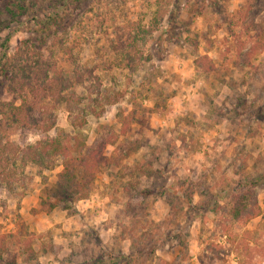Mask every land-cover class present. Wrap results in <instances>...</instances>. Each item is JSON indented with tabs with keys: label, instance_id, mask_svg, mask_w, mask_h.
Instances as JSON below:
<instances>
[{
	"label": "rangeland",
	"instance_id": "obj_1",
	"mask_svg": "<svg viewBox=\"0 0 264 264\" xmlns=\"http://www.w3.org/2000/svg\"><path fill=\"white\" fill-rule=\"evenodd\" d=\"M255 41L264 44V0H0L3 58L26 44L30 62L91 71L108 94H124L82 130L88 147L111 138L88 198L62 202L60 160L27 165L21 195L0 182V264H264V49L248 57ZM129 50L151 59L133 57L131 72L118 65ZM199 55L213 71L195 70ZM8 86L0 75V120L20 103ZM124 114L134 120L121 134ZM55 115L49 136L72 131L63 106ZM42 138L0 123L3 142ZM246 188L261 211L235 224L229 211Z\"/></svg>",
	"mask_w": 264,
	"mask_h": 264
},
{
	"label": "trees",
	"instance_id": "obj_2",
	"mask_svg": "<svg viewBox=\"0 0 264 264\" xmlns=\"http://www.w3.org/2000/svg\"><path fill=\"white\" fill-rule=\"evenodd\" d=\"M21 9V2L15 4ZM35 16L37 27L45 29V21L33 7L30 8ZM11 16L16 12L6 9ZM58 14H55L57 16ZM49 19H53L49 17ZM148 32V31H147ZM192 44V43H191ZM196 48V44H192ZM3 43L0 57L3 59L0 65V75L7 78L8 90L16 93L20 98L18 105L8 104L1 114L0 123L7 127L22 129H34L41 132L43 138L33 145L17 146L9 141L0 140V182L11 192L21 195L31 177L24 170L29 164L39 169H51L57 160H60L62 169L57 173V181L63 192L62 202H74L88 198L96 174L100 167L109 165V160L104 154L106 146L111 142L110 136L96 141L88 147L86 138L82 132L89 116L100 117L105 112L106 105L116 104L123 92L111 91L102 87L98 75L91 71L72 72L67 75L55 64L47 61L32 63L27 59L29 52L26 44L17 48L12 56L6 55ZM135 46V42L133 43ZM264 44L255 41L249 47L247 56L263 50ZM150 61L148 54L145 58L140 55H132V51L123 53L118 65L128 68L131 72L135 69L134 58ZM195 70L205 74L213 71L214 65L207 55H199L194 58ZM80 87L81 91H75ZM63 106L68 112V122L72 129L70 132H59L55 136H49L52 129H56L55 110ZM134 118L130 114L122 115L119 119L120 133L125 134ZM87 153L83 156V153ZM11 154V156L9 155ZM144 192V189H140ZM187 204L191 202L184 200ZM261 208L252 189H244L239 193L229 211V216L235 224L244 223L260 214ZM35 249L29 242L23 245L22 252L30 257Z\"/></svg>",
	"mask_w": 264,
	"mask_h": 264
}]
</instances>
